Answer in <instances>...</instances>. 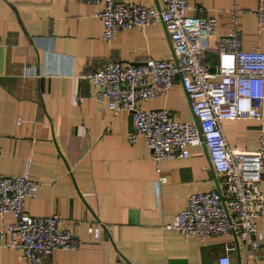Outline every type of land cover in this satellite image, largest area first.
I'll list each match as a JSON object with an SVG mask.
<instances>
[{
  "label": "crops",
  "instance_id": "crops-1",
  "mask_svg": "<svg viewBox=\"0 0 264 264\" xmlns=\"http://www.w3.org/2000/svg\"><path fill=\"white\" fill-rule=\"evenodd\" d=\"M160 5L158 0H134ZM264 0H188L216 18L207 36L204 61L217 59V41L234 23L242 48L264 51V20L252 11ZM101 4L82 0H0V174L27 173L40 187L24 200L32 215L59 213L78 238V249L56 248L39 264H215L229 239L183 236L163 224L185 205L189 191L223 187L205 145L190 146L188 157L159 162L143 136L132 143L131 113L96 100L84 75L108 60L143 62L166 58L172 46L162 22L117 31L107 41L95 15ZM145 108H167L194 120L179 76ZM228 144L253 150L261 133L254 117L221 120ZM164 175V181H158ZM264 194V170L260 178ZM14 220L0 214V229ZM99 223L100 235L88 232ZM262 239L247 264H264V215L257 219ZM1 241V240H0ZM241 243V242H239ZM243 259V247L230 252ZM0 264H27L20 252L0 243Z\"/></svg>",
  "mask_w": 264,
  "mask_h": 264
},
{
  "label": "built area",
  "instance_id": "built-area-1",
  "mask_svg": "<svg viewBox=\"0 0 264 264\" xmlns=\"http://www.w3.org/2000/svg\"><path fill=\"white\" fill-rule=\"evenodd\" d=\"M101 4L95 15L102 21V37L110 41L117 31L142 28L162 22L172 46L166 58L143 62L108 60L84 75L94 88L96 100L111 110L126 109L133 127L126 135L134 142L143 136L152 151L156 171L159 162L171 157H188L190 146L205 145L211 165L223 175V187L189 191L185 205L163 224L183 236L201 240L224 234L229 239L215 264H247L245 258L257 251L262 230L257 219L264 215V194L260 178L264 170V51L242 48L236 25L239 9L231 10L232 29L217 41V59L204 61L207 36L216 18L202 5L188 0H158L160 5L134 0H82ZM264 20V1L252 9ZM179 76L194 120H181L167 108H145L143 100L164 93ZM254 117L261 121V133L253 150L232 148L221 120ZM166 177L160 175L158 181ZM41 182L28 176L0 174V214L14 220L0 229L3 247L20 252L27 264H39L56 248L78 249L77 236L59 213L32 215L24 210L26 197L35 195ZM87 230L99 237V223ZM241 242V243H239ZM243 247V259L233 261L230 252Z\"/></svg>",
  "mask_w": 264,
  "mask_h": 264
}]
</instances>
